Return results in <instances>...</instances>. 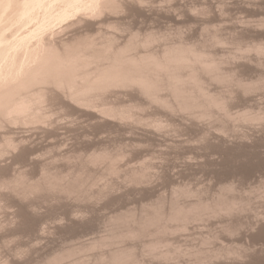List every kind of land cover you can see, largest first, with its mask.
<instances>
[{"label": "rangeland", "instance_id": "1", "mask_svg": "<svg viewBox=\"0 0 264 264\" xmlns=\"http://www.w3.org/2000/svg\"><path fill=\"white\" fill-rule=\"evenodd\" d=\"M156 1L153 3V5L154 4L156 5L158 4V5L153 6L152 5L153 0L152 2L148 0L147 2H151V3H148V5H145V7H143L142 9H138V11L137 10L132 11L130 13V16H128L129 19L127 17L128 15L127 14L126 15L127 20L124 17H123L124 19H122L123 22L124 20H126L124 24L122 23V25L125 26L127 22L128 24L127 26L134 27V29L135 28L137 29V27L139 29L140 27L142 30L151 29V28L156 30L158 28L157 31L160 29L159 31H161L164 34L170 32L168 33L169 36H167V38L170 37L169 39H173V38L176 39L178 35L177 33L180 31L183 34L182 36H184L182 38L187 37L192 41L193 40L201 41L203 40L204 36L206 37L208 36L206 34L208 33L212 34L213 32H216L218 33V35H221V37L222 36L223 38L225 37L227 42L222 43V45L218 44V46L217 43H214V45L211 44V46L212 45L213 46L210 47V49L214 51L216 53V56H218L219 58L223 57L224 58L223 60L225 61L228 60L224 63V66H226L227 68L231 67L232 69L234 64L235 71L237 70L236 71L237 73L238 71H240V73H238L239 75L242 74V77H240L241 79L243 78L242 83H244L243 81L246 80L249 82V80L251 79H253L252 82H256L257 80L264 79V51H261L262 53L259 52L256 54V51L253 49L254 50L253 52L251 47L256 43H260V45H263L262 47H264V5H263L264 1L263 0L262 2L261 0L259 1L258 0H252V1L251 0L248 1L247 0H225V1L189 0V2L188 0L187 1L178 0V2L173 0L174 3L172 2V0L170 1L168 0L169 3L171 2V5H173V7L171 8L170 6V8L167 10L164 7H166L168 2L159 0L160 2L163 1L164 3H166L165 5L163 2L160 3L159 1L158 2ZM192 3L194 5L192 7L197 8L196 11H194L195 9L191 8L190 5ZM220 3L221 5L223 4V6H221ZM252 3H254V5H252ZM184 4H186L185 7H187V5L190 6L189 9L184 8L183 10L182 8L184 7ZM260 4H262V6ZM201 5H203L204 8L201 7ZM209 5L210 7H208ZM149 6L151 7V9ZM152 6L154 8H152ZM199 6L201 7V10H199L200 9ZM205 6H207V8H205ZM161 7L163 10L161 9ZM179 7H181L180 10H178ZM155 8L158 10L157 11L158 14L155 13L156 12ZM190 8L193 10L194 13L197 14L199 21L196 19L197 17L193 15L194 13L191 12L190 14L191 11ZM170 9L172 10L170 11ZM141 10L144 13L145 11L147 13H145L144 15V13ZM147 10H149L151 13L153 11L152 13L153 19L151 17V13ZM198 10L199 12H197ZM139 11H141L140 14ZM173 11H175V13ZM176 11L177 13L181 11V13L176 14ZM162 13H165L167 15L164 16V14ZM175 14L178 15L177 16L178 18L177 17L175 18L176 16ZM146 15H149V17ZM172 15L173 17H170ZM188 15L190 17L191 16L194 17L190 18ZM160 16L161 18H159ZM179 16H181L180 20H179L180 18ZM133 17L134 19L135 18L136 19L134 20ZM185 17L187 19H185ZM199 17L201 18V21ZM193 18H195L196 20H194ZM155 19H158L159 21ZM170 34L173 35L170 36ZM232 35L234 36V39ZM243 36H244V40H242ZM179 37L181 38V36L178 35L177 38ZM165 39L162 38L161 40L163 41ZM169 39L167 41H170ZM233 40L236 42H234ZM162 41H160V43ZM237 42L239 43V45L237 44L238 46L235 44ZM239 47H242L239 52L243 50H245L243 51L244 53L247 52V54H243L242 52L243 56L238 52L240 56H242V58L241 57L237 58L239 57L238 56L239 54H236V52L237 49L239 50ZM248 47L249 48L251 47L250 49L251 51L248 49ZM225 52L227 54L228 52L230 53L235 52V53L233 57L232 54L229 53L230 54V58H229V55L224 54ZM248 54L249 57H251L252 59L247 58ZM235 55H237V57H235ZM253 58H255V60ZM245 62L248 64L246 67L242 68L241 66H244L246 64ZM240 63H242L243 65H241ZM236 67H238V69H236ZM239 75H236L238 79H239L238 77ZM252 82L250 81V83ZM214 85L216 84H213L212 88H215L217 86ZM232 86L234 87V90L236 89V87L238 88V86L234 83ZM263 86L261 87L262 89L259 88L258 91L255 89L252 92L247 91L249 93L244 92L245 94L244 93L240 94L239 92H241V90L238 89H236V93H235L236 95L233 94L234 92L232 93V96L234 95L235 98L233 97V99L229 101V103L232 101L229 104V107L231 108L229 109V111L230 114L233 116L238 112L237 115L240 114L239 115L240 117L237 118L236 115L235 119L232 117L231 121L229 117H227L228 119H225L226 115L224 116L222 115L221 119L219 118L220 121L222 120L221 122H219V120L217 121L216 120L217 118L215 119L216 122H214V118L210 119L209 117H202L204 119L200 118L201 120L198 118L199 121L196 118L197 121H195V119L193 120L192 117L189 118L190 116L187 117L188 120L187 121L186 116L184 114L180 116V113L177 114L174 113L173 115L168 113L169 115L166 114L165 117H163L164 115L162 116L161 114H159V116H162L161 118L157 115L158 113L157 114L155 113L156 111L157 112L159 111L156 105L150 104L148 105L149 107L146 106L147 108L143 107L142 109H137V113L138 111L140 113L142 112L140 115L142 117H145L142 118V120H139V122L144 121L145 119L148 118L144 122H140L141 124L144 123L143 125L145 126V123L148 121L147 122L148 125L146 124L148 128L146 126L143 127V125H138L140 124L138 120L123 121L121 124H119V121L116 119L115 121L113 119H112L113 121L107 119L108 121L110 120L111 124L113 125L112 127V125L109 122L110 124L109 127V125L108 126L104 125V123L107 122L106 118L102 117L103 118L102 121L100 120L99 111L95 110L94 112L95 116L93 115L92 117H90V115H88L89 117H87L86 115L87 113L85 114L83 112L82 114L81 112L82 114L81 115L77 112L78 109L74 111L75 108L73 107H72L73 111L72 108H70L71 111L67 110L69 113H71L69 114L68 112L65 111L69 105L68 106L65 105L66 107L64 108L66 109H63V105L62 107H60V105L57 104V107L58 108L60 107V109L55 108V110H59L60 112L59 111L57 112L59 114L53 113L54 116L56 115L55 119L53 116H51L52 118L51 117L50 118L52 120L54 119V124L55 122L60 121L58 128L54 127L57 126V123L56 125L52 124L53 121H51L50 118H49L50 120H48L45 123L47 126L44 124L40 125L37 123H34V126L31 123L29 124L30 127H36V129L29 128V126L25 125L26 123L23 124V122H21V124L25 126H22L21 124L19 125L20 122H16L18 124L15 127H14V123H12L13 126L11 125V123L8 124L7 127L9 129L6 130L11 131V133L10 131H8L11 134L9 136L10 137L12 136L11 138H13L14 140L16 139L18 143L19 140L17 139L20 138L22 140V144L20 140V143L16 144L15 147L18 150L13 147L15 150H17V152L15 151L16 153L15 152L14 154L11 153L10 151H12L11 150L12 148L11 149L9 148L10 150L7 149L6 153L3 152V154L5 153L6 155L2 157L1 154L0 157L2 158L0 159L1 161L0 170L3 172L0 173L1 174L0 175V180H1L0 206L3 208V210L6 208L5 209L6 212H3L2 208H0V264H39V262L44 264L43 262L45 261L48 264H51L52 262H53L52 264H65V263L68 264V262L69 264H71L72 261L74 260L75 262L78 261L76 258H78L79 256L81 258H84L83 260L79 258L81 259L82 264H87V263L92 264L89 261H91V259L94 260L92 258L93 255L94 258L96 257L94 260L96 262L97 260H99L97 259V257L98 256L100 257L102 253L104 256V254L107 251L106 254L108 256L109 255L108 251L110 249L111 251L112 249L114 251V249L116 248L118 249L120 246H121L120 248H122L123 246L126 247L127 245H130L131 247V244L133 245L132 246L133 249L131 250V252L135 254L137 252L139 255L136 254L138 256V257L136 256V258H139L140 256L139 259L141 260L142 258L140 262H142L143 264L145 263L147 264H264V224H262V222L264 221L263 220L264 219V87ZM233 87L230 86V88L232 89ZM128 92L126 93L124 92L125 95L128 94ZM117 93L119 98L120 97L122 98V99L120 98V100L122 101L127 100L126 102L130 100L131 96H128L129 94L125 96L123 92H121V94L119 92ZM112 94L113 92L110 93V95ZM118 96L115 94L114 97L112 96L113 98H111L110 101L113 100L114 102L115 100L116 102V100L117 99L119 100V98L116 99L115 97ZM61 109L62 112L65 111L66 113H68L67 114L69 115L67 116L68 118L64 116V114L62 115V117H64L63 118L64 120L62 119V117H58L59 115L61 116L62 114ZM80 111H82V109ZM243 111L245 112L247 111V114L249 111H250L249 114H256L254 115L256 120L254 117L250 115V117H252L251 120L249 117L248 119L246 118L245 121H242L244 120L241 119L242 117L241 113ZM73 112H75V114L77 113L76 116L72 114ZM151 112L152 113L154 112L156 116L153 115ZM150 114L156 117V118L154 117V119L150 121L156 120L158 118H160V120H163L165 118L168 121V123L164 121L165 120L164 119L163 122L165 123V125L162 124L163 127H160V125H158L160 128H158V126H155L158 129L153 127L154 130H152L151 129L152 124H154V122L153 123L150 122L149 124ZM258 114L260 116L262 115L263 117L257 116ZM175 115L178 118L181 117V119L179 118L180 120H176L177 117ZM81 116H84L82 117L83 121L82 119L80 120ZM153 116H151V118ZM256 116L259 117V119ZM85 117L87 118L85 119ZM97 117L99 118V121L98 120L96 121ZM168 117L170 118L168 119ZM222 117H225L224 120ZM172 118L174 122H171L173 121ZM74 119L75 121H72ZM104 119L105 122L103 121ZM189 119L191 120L189 121ZM225 120L228 126L227 125L225 126L226 124V122L224 124ZM86 121L87 122L90 121V122L87 123ZM92 122L96 126L91 125ZM178 122H182V123H178ZM47 123L48 124L51 123L52 125L50 124L49 126ZM175 123L178 125H176ZM35 124H37L38 126ZM174 125L177 126L176 129ZM11 126L12 128H10ZM26 126L28 128H26ZM45 126L47 128H45ZM128 126L129 127L133 126L132 127L133 129L129 128ZM164 126H166V128L167 127H169L170 129L172 128L173 130L175 129V131L173 130L170 131L169 128L166 129ZM16 127H18V130ZM37 127L39 128L42 127V129L40 128V130H37L38 129ZM218 127L220 128L219 129L220 131L217 130ZM13 128L15 131L13 130ZM105 128H107V131ZM198 128H200L201 132L199 131ZM48 129L50 130L48 131ZM104 129L105 131L103 132L102 130ZM223 129L225 130V132L222 131ZM4 130L5 128L3 130H0V132L3 135L4 133H6V131ZM41 130L43 132H41ZM51 130L53 132L52 134H50ZM204 130H205V134H203ZM7 133L6 135L8 136ZM2 134H0V136ZM53 134L55 136H53ZM202 135L204 136L205 139L203 138ZM14 136H17L18 138ZM28 142L30 145H28ZM101 143L102 144L104 143L103 146L104 145L105 147L108 146L112 150L117 151L118 148L120 149V151L118 150L119 152H116L117 154L118 153L120 154L119 155L120 158H118V161H120V163H117L118 161H116L115 165L118 164V166H116V168H113V170L118 169L117 172L115 170L114 173V171L110 170V172H112L110 173L108 170L104 169V167L106 166H108L107 168L109 169V165L106 164V162L109 160L107 158H105L107 161L105 159H103V161L101 160L100 162L99 160H95V163H93V165L91 162H89V161L94 162V160L91 159L93 158L92 155H89L90 152L92 153L96 149H98ZM80 144L82 147L80 146ZM19 145L21 148L18 147ZM25 145H27L31 150L29 149L27 150V146ZM84 146L87 147L88 149H86ZM94 146L97 148L95 149ZM76 147L79 148L78 151ZM83 147L86 150H84ZM25 148L27 151L26 152L22 151L21 153V150H25ZM72 148H74L77 153ZM109 148L107 149L104 148V149L108 150ZM89 149H91V151ZM110 149L109 151H111ZM79 150L81 151L80 153ZM87 150H89L90 152H88ZM113 153H115V151ZM80 154L83 156L84 154L85 156L87 155L86 156L87 158L84 159L85 156L83 157ZM15 155L16 156L18 155L19 157H16ZM22 155L23 156L26 155V156L21 157ZM27 155H29L28 156L29 158L27 157ZM76 155H78L79 157L77 158ZM88 156L89 157L91 156V158H89ZM14 157L16 158L14 159ZM26 158H28V160ZM78 159H80L79 161L82 162L84 161L85 163L81 162L82 163L81 164L78 161ZM43 161L48 162V164L44 163ZM41 162L44 164H42ZM79 163L82 166H84L83 164L86 165L84 166L85 167L84 169L83 167H81V169L83 170L79 169L80 168ZM103 163L106 165H104ZM76 164H78L79 166L77 167ZM144 164L147 167H145ZM2 165L3 167H1ZM42 165L43 166L47 165V167H49L48 169H50V172H48L49 170L45 171L46 167H43ZM149 167L151 168L149 169ZM77 169H79L81 173H78L79 170ZM136 169L139 171H137ZM143 169L145 171H143ZM72 171L74 173L77 171V173L75 175L73 173L72 175ZM140 171L147 173L146 176L147 177L150 176V177L149 178L145 177L144 181H142L143 179L140 180V178H143L145 176L144 173V176L142 177L143 173H141ZM21 172L26 174L28 182L30 180H35L33 181L34 184H36L38 181L41 182V183H37L36 185L37 187L32 184L33 186L31 188H35L38 190L35 189L32 190L29 187L27 189L29 191L28 192L26 190V187H23L24 191L23 190L21 191L17 190L18 192L14 191L16 190L15 189L16 187L18 188V186L19 187L21 186V188L18 189H22L23 182L26 181L24 180V178H23L24 181L22 180L23 182L20 181L22 178L20 180L18 179L19 176H23V177L25 176L22 173V175H19L17 177L18 179L17 181H19L20 183L18 182L13 183L14 182L13 179L14 180L16 179L17 176L16 174L18 173L21 174ZM46 172L47 174L49 173L48 174L49 176L51 172H53L54 176L56 173H58L57 175H59L58 179L60 180V182L63 181L62 184L63 183L66 184V191L68 190L67 187L69 185L68 181L74 180L69 182L72 183L73 185V183L77 181L75 180V178L78 176V174H81L78 177L81 176L80 178H82V180L81 182L77 181V184L74 183L76 184L75 187H73L74 185L73 186L71 184L69 185V188L72 187L74 189L73 192H71V190L70 192H66V191H62L63 189H65L64 186H62L61 184H60L61 186H57L59 185V180L57 179L58 176L56 175L57 177L56 176L53 177V175H51L52 177L48 178L47 174H45ZM132 172L134 174L136 173L135 177L137 178L133 176ZM148 172L150 174H148ZM66 173L67 174L69 173L68 175L70 176L69 177L70 179H67L68 177L64 176V174L67 175ZM138 173H141V176H139L140 174ZM2 174L3 175L6 174V175L2 177ZM42 174L45 175L42 176ZM60 174L64 176V178L66 179L60 176ZM127 174L128 176L131 175L132 177H134L135 181L137 180L138 182L137 183L134 182V179L131 176L130 179L132 180L128 179ZM13 175L15 176V178H12L14 177ZM40 176H42L43 179L46 177L47 182L49 183L51 182L53 185L51 186V184L45 182L42 178L41 181ZM28 177L30 180L28 179ZM60 177L62 178L60 179ZM138 177L140 178L138 179ZM9 179L10 180L12 179L13 182H11ZM48 179L51 180L48 181ZM5 181H6V185H5ZM9 181L13 185L12 184L9 185L10 184ZM27 181L26 184L24 182L26 186L28 183ZM43 181L45 182L43 183L44 185L42 184ZM228 182L232 184L231 189L233 191L230 190L231 192L229 191V189L227 190L226 188L227 186L229 187L230 185ZM14 184L15 186L17 184H22V185H18L14 187ZM39 184L40 185L42 184V186L39 187L40 186ZM45 184L46 185L48 184V186H45ZM7 185H9L10 188L11 187L14 188V190L13 189L10 190V188H8L9 190L5 189L8 187ZM224 185L226 187L223 188ZM178 186H181L179 187L180 190H185V188H187L188 186L189 187L188 192H190L189 190H192L193 194L195 193V196L192 195V193L190 192L191 196L189 195L187 197L189 193L188 194L185 193L186 195H184L181 191L180 192L182 194L180 195ZM182 186H186V187L182 189L183 188ZM62 187L64 188L61 190ZM175 187L178 188V190ZM29 189H31L32 191ZM223 189L229 193H224ZM34 190L36 192H34ZM172 190L175 193H172L171 192ZM170 192L172 193L171 196L174 197L173 201L171 200L172 197H169ZM217 194L219 197L217 196ZM233 195L234 198L235 196L237 197L236 201L239 200L241 201L235 204L237 208L234 209L233 207L235 206L227 207L225 205L224 207H226L227 209L226 208L224 209V207L219 206L220 201H218V199L221 200L220 203L223 205L226 196L227 199L231 201V199H233L232 198ZM175 197H179V198H175ZM238 198L239 200H237ZM201 199L204 202L202 203L204 209L207 204V206L209 205L212 211L210 210L209 212L208 211L209 209L208 210L205 209L204 211V209L202 208H198V210H196L197 208H194V207H198L197 206L198 204H200L199 207H202ZM210 199L211 200L214 199L212 201H214L215 204L212 203ZM227 199H226L227 202L225 203L229 202ZM175 200L177 203L175 202ZM198 201L200 203H198ZM6 203L7 206L5 205ZM195 203H197V205H194ZM181 205H183L184 207H182ZM193 205L194 207H191ZM153 206L155 208H153ZM167 207L168 209H166ZM171 207L173 208L174 212L171 211L172 210ZM175 207L178 208L174 209ZM190 207L194 208L193 211H197V213L196 212L193 213V211L190 210L191 209ZM213 207L214 208L216 207L217 210L220 211L217 212L215 210L216 208L213 210ZM158 208L162 213L156 215L157 212H159ZM179 208L181 209V211L185 210L182 212L183 213L182 215L180 214L181 212ZM221 208H223L224 210ZM154 209H156L155 210L156 214ZM169 209L173 213H171ZM164 210L168 213H164L165 212ZM200 210H203L204 212L202 213V211ZM206 210L208 212H206ZM177 211L178 213L180 212L179 213L180 215L178 213H177L178 215L175 213ZM189 211L190 212L192 211L191 212L192 214H188L190 213ZM199 211L200 213L198 214ZM148 212H150L149 217L151 216L153 218L151 217L149 218L147 216L148 214L146 213ZM184 212L187 214H184ZM211 212H216V213H211ZM154 214L156 215V217ZM160 215L161 217L164 216L165 218L167 217L168 219L166 218L165 220L164 217H163L164 219H162L161 217L160 219L159 218ZM173 215L174 217L175 215H177L176 216L177 218L175 217L174 219ZM186 215H187L186 217L187 220L185 218ZM195 215L198 216L195 217ZM168 216L171 217V219ZM188 216L191 218L188 219L189 218ZM181 217L185 219L183 220ZM174 229L175 232L177 231V233L171 231ZM165 230L167 231L169 230V233L168 234L166 233L167 234L166 236L168 237L165 236L164 233ZM127 231L129 234L127 233ZM129 231L130 232L135 231V232H133L134 234L132 233L130 235ZM159 231L160 232L163 231L161 233L164 234L165 236L164 238L165 241L163 240L164 242L167 241L166 238H168L169 242L174 240L173 241L174 244L173 242H171L170 243L171 247L170 245L168 247L170 249L172 248L175 251L170 250L167 246L165 247L164 246L165 243H163V245L162 244L159 245L155 250L154 249L150 250L149 247L146 245L147 248L149 249L148 251L150 252L154 250L155 252L160 254L159 251H163V249H161V246L162 248L164 247L167 250L169 249L170 252H172L170 254V252L164 249V251L168 253L164 252L166 255L160 254L162 255V257L159 256V254L158 255L156 253L150 254L149 252H147L146 255L147 248L144 251L143 247H145V245L143 246V244L149 242L148 240H153V238L156 235H157V241L162 242L160 237L163 236L161 233H160L161 235L158 233ZM170 231L172 233L174 232V234L170 233ZM112 233L117 234L116 235L117 237L113 236L114 234L112 235ZM121 233L123 235L125 234V236H122ZM110 234L113 236L114 240L109 238ZM119 234H121L122 238ZM158 234L160 235V237H158ZM150 235L151 236L155 235V236L151 237ZM118 236L120 238H118ZM169 238H172V240H170ZM104 239L108 245L107 244L105 245V243L103 242ZM106 239L108 240V242L106 241ZM155 240L156 239H154V241ZM100 242L102 245H104V247L100 246L101 245ZM91 243L92 245H90ZM94 243H96L97 246L99 245L98 246L99 248ZM166 243H168V241ZM93 245H95L96 247L94 246L95 248H93ZM77 247H79L81 255L82 252L84 253L82 256L79 255L80 253L78 252H73V250L79 251ZM88 247H91L92 249ZM177 247H179V249ZM69 249H72V252L74 253L72 254L74 256L76 254H78L79 256L78 257L75 256L76 258H74V256H72L71 252L69 251L70 252L69 254L71 255L69 254L68 255L69 257L70 256L73 257V260L70 259L71 257L70 258L67 257L66 253L67 250ZM138 249L142 251V254H140L141 251ZM195 250L196 251L198 250L196 254H195ZM99 251L102 253H100ZM177 251H179V253H177ZM88 252L91 253L89 254ZM96 253H98V255ZM148 253L152 256H154L155 254L156 256L161 257L162 259L161 258L159 259L156 256L152 257ZM199 253L202 255L199 256L198 255ZM205 254L206 256H204ZM53 255L54 257L57 256L59 257L62 255L63 258L60 257L58 260L56 259L54 261L55 258L53 257ZM142 255L143 257H141ZM164 256L166 257V259L167 258L168 259L165 260ZM48 257L51 258L48 259ZM209 257H211V259H209ZM100 258L101 259L103 258L102 255ZM200 258L202 259V261L199 260ZM46 259L49 261H47ZM207 259L209 260L207 261ZM102 260H106L105 262H109V260L107 261L106 257L103 258ZM46 262L45 264H47ZM97 262L95 264H97ZM79 263L80 262H77L76 264Z\"/></svg>", "mask_w": 264, "mask_h": 264}, {"label": "bare ground", "instance_id": "2", "mask_svg": "<svg viewBox=\"0 0 264 264\" xmlns=\"http://www.w3.org/2000/svg\"><path fill=\"white\" fill-rule=\"evenodd\" d=\"M147 1L148 0H0V130H3L5 128L4 131H6V133H7L8 131H10V130H8V131L6 130V129H9L7 127L8 124L11 123V125H12V123H14V127H15L18 124L16 122H20L19 125L21 124V122H23V124L26 123L25 125H28L29 128H32V129H34V128L36 129V127H30V125H29L30 123L33 126H34V123H37L40 125H42V124L46 125L45 123L52 118L51 116H53L55 119L56 115L54 116V114L59 111V110H55V108L56 109L58 108L57 104H59L60 107H62V105H63V109H66V108H64V107H66L65 105H67V106L69 105L70 107L69 106L67 107V109L65 110L66 112L71 111L70 108L73 107V108H75L74 111H76V109H78L77 112L79 114H81V112H82V114H83V112L85 114L87 113L86 114L87 117H89L88 115H90V117H92L93 115L95 116V113H94L95 110L99 111L100 112L99 113L100 114V120L102 121L103 118H106L107 122H105V119L103 120L105 122L104 125L105 126L109 125V127L111 124L110 120L115 121V119L119 121V124H121L123 121H130V120H134V121L138 120V122H139V120H142V118H145V117H142L140 115L142 112L140 113L138 111V113H139L138 114L137 109H142L143 107H146V106L149 107L148 105H150V104L151 105L155 104L156 107L159 109V111L158 112L156 111L155 113L156 114L158 113L157 114L158 116H159V114H161L162 116L164 115L163 117H165L166 114H168V113L172 114V115L174 113H176V114L180 113V116L182 114H184L186 116V120H187V117L190 116L189 118L192 117L193 120L195 119V121H197L198 118L200 119L202 117H209L210 119L214 118V122H216V120L217 121L219 120V122H221L222 120L220 121V119H221L222 115L223 116L226 115V118L222 117L223 120H224V118L228 119L227 117L230 118V121H231L232 117L235 119V116L237 115L238 112L234 116L230 114L229 109H231V108L229 107V104L232 101L230 103H229V101L233 99L234 95H236L235 94L236 89L241 90V92H239L240 94L247 92V91L252 92L255 89L258 91L259 88H261L264 85V79L263 80L262 79H260V80L256 79L257 80L256 82H252L253 79H251V80H249V82L246 80L248 83L246 81H243L244 83H242L243 78L242 79L240 78V77H242V74L239 75L238 73H240V71H238V73L236 72L237 70L235 71V68H234L235 65L234 64H233L234 69L233 68L231 69V67L227 68L226 66H224V63L228 60H226V61L223 60L224 59L223 57L219 58L218 56H216V53L210 49V47H212L214 45V43H217V46H218V44L222 45V43L227 42L225 37L224 38H223V36L221 37V35H218V33H216V32H213L212 34H210V33L206 34L208 36L207 37L204 36L203 40H201V41H196V40L192 41L187 37L182 38L184 36H182L183 34L180 31L177 34L179 36H181V38L180 37L177 38L178 37V35H177L176 39H174V38L169 39L170 37L167 38V36H169L168 33H170V32H167L166 34H164L161 31H159L160 30L159 29L158 31L161 32V33H159L157 31L158 28L156 30L152 29V28L151 29H145L144 28L145 30H142L140 27H139V29H138V27H137V29L136 28L134 29V27L127 26L128 25L127 22L125 24V26H127V27L122 25V23L124 24V22L127 20L126 19L127 14H128L127 15V17H128V16H130V13L132 11H135V10L138 11V9H142L143 7H145V5H148V3L152 2V0H149L151 2H147ZM155 1L156 0H153L152 5ZM158 1L159 0H157L156 2H158ZM163 1L168 2L167 5ZM163 1H161V2H163L166 5V7H164L166 10L169 9L170 6H171V8L173 7V5H171V2L169 3L170 0L169 1L163 0ZM175 1L178 2V0H175ZM195 1H194V3H195ZM223 1H225V0H223ZM223 1H222V3H223ZM172 2H173V0H172ZM188 2H189V0H188ZM261 2H262V0H261ZM143 3H144V5H143ZM160 3H159V5H160ZM168 4H169V7H168ZM149 5H151V4H149ZM154 5L157 6L158 4L157 5L154 4ZM185 5L186 4H184V7L182 6L183 10H184V8L189 9L190 6L192 9H195L194 11H196V9H197L196 7H192V6H194L193 3L191 5L189 4L190 6L187 5V7H185ZM203 5H201V7L204 8ZM220 5H221V3H220ZM252 5H254V3H252ZM260 5L262 6V4H260ZM153 6H152V8H154ZM221 6H223V4ZM162 7H161V9H162ZM201 7L199 10H201ZM208 7H210V5ZM158 8H160V7H158ZM180 8L181 7H179L178 10H180ZM191 8H190V10H191L190 14H191V12L194 13ZM205 8H207V6H205ZM150 9H151V7H150ZM149 10H147V11H149ZM171 10L172 9H170V11ZM199 10L197 12H199ZM141 11H139V14ZM157 11L158 10L156 9L155 13L158 14ZM173 12L175 13V11H173ZM145 13H147V12L145 11ZM145 13H144V15H145ZM152 13H153V11H152ZM152 13H151V17L153 16ZM165 13H167V12H165ZM165 13H162V14H164V16H165V15H167ZM168 13H169V10H168ZM180 13H181V11L179 13H177V11H176V14H180ZM188 13H189V10H188ZM195 14L196 13H194L193 15L195 17H197V14L196 15ZM146 16L149 17V15H146ZM177 16L178 15H176L175 18ZM188 16H186V17H188ZM194 16H191V17H194ZM123 17L126 19V20H124V22L122 21V19H124ZM170 17H173V15ZM179 17H180L179 18V20H180L181 16H179ZM186 17H185V19H187ZM159 18H161V16ZM128 19H129V17H128ZM133 19H134V17H133ZM138 19H140V18H138ZM152 19H153V17H152ZM193 19L194 20L197 19L199 21L198 17L196 19L195 18H193ZM131 20H132V18H131ZM145 20H143V21H145ZM155 20H158V19H155ZM200 21H201V18H200ZM190 23H192V22H190ZM66 34H68V35H66ZM172 35L173 34H170V36H172ZM165 37H166V39H165ZM239 37H240V35H239ZM162 38H164L165 40L162 41L161 40ZM242 38L241 39L244 40V36ZM168 39L170 41H167ZM233 39H234V36H233ZM160 41H162L161 42L162 44L160 43ZM234 42H236V41H234ZM211 44H213V45L211 46ZM235 44L239 45L238 42ZM262 46L263 45H260V43H256L253 46H251L252 51L254 52V50H255L256 54L261 52V51H264V47H262ZM251 47L250 48L248 47V49L250 50ZM236 48H238V47H236ZM241 48L242 47H239V50L237 49L236 54L240 53L242 56H243V54H247V52L246 53L243 52V51H245L243 49H242L243 51L239 52L241 50ZM242 52H243V54H242ZM229 53L230 52H228V54H227L225 52L224 54L229 55V58H230V54H232V57H233L235 52L230 53V54ZM240 54L238 55L239 57H237V55H235V57H237V58L241 57L242 58V56H240ZM227 57H225V58H227ZM247 58H251V57H249V54H248ZM253 59L255 60V58H253ZM258 60H260V59H258ZM240 64L243 65L242 63H240ZM247 64L248 63H246L244 66H241V67L242 68L246 67ZM236 69H238V67H236ZM236 75H239L238 76L239 79L236 77ZM250 81L252 83H250ZM233 83L238 86V88L236 87L235 90H234V87L232 86ZM213 84H216L218 87L216 85H214L216 87L212 88ZM230 86L233 87V89L230 88ZM112 92L114 95L116 94L117 96H118L117 92H119L120 94H121V92H123V93L128 92L129 95L128 94H126V95L131 96L130 100L128 102H126L127 100L122 101V100H120L121 97L119 98V96H118V97H115L116 99L119 98V100L117 99L118 102H117V100H116V102H115V100H114V102H113V100L110 101L111 98L114 97L113 94L110 95V93H112ZM249 92H247V93H249ZM125 93H124V95H125ZM232 93L234 94L233 96H232ZM60 107L58 109H60ZM73 108H72V111H73ZM80 108L82 109V111H80L81 110ZM54 111H56V112H54ZM61 112H62V109H61ZM64 112H62L61 116L59 115L58 117H62L63 114L66 117L69 116V115H67L69 112L68 113H66V112L64 113ZM243 112L241 113V115H242L241 119H244L242 121H245L246 118L248 119L250 117V115L252 117H254V115H256V114H249L250 111L248 112V114H247V111L246 112L243 111ZM155 113L153 112L152 114L156 116ZM57 114H59V113H57ZM69 114H71V113H69ZM72 114L74 116H76L77 113L75 114V112H73ZM152 114H150V118H149V124H150V122H152V123L154 122V124H152L151 129L154 130V128H157L155 126H158V125H160V127H163V125H165V123L163 122V120L165 118L163 120H160V118H158V116H157L158 119L150 121V120L154 119V117H155ZM101 115H104V116H101ZM239 115H237L236 117L239 118L240 117ZM139 116H141V117H139ZM151 116H153V117L151 118ZM162 116H159V117L162 118ZM178 116H179V114H178ZM257 116H260V115L258 114ZM82 117H84V116H81V118L79 117L80 120L82 119ZM87 117H85V119ZM147 117H149V116H147ZM252 117H250V120ZM260 117H263V116L261 115ZM63 118L64 117H62V119ZM73 118H75V117H73ZM97 118H96V121L97 120L99 121V118L98 119ZM169 118L170 117H168V119ZM177 118H176V120L181 119V117H179L180 119L179 118L177 119ZM257 118L259 119V117H257ZM54 119L53 120L51 119V121H53L52 124H54ZM107 119H110V120L108 121ZM147 119H145V120H147ZM182 119H183V117H182ZM199 119H198V121H199ZM202 119H204V118H202ZM205 119H207V118H205ZM172 120H173V118H172ZM190 120L191 119H189V121ZM236 120H239V119H236ZM255 120H256V118H255ZM72 121H75V119ZM82 121H83V119H82ZM118 121H116V122H118ZM144 121H140V122H144ZM164 121H166L168 123V121L166 119ZM59 122L58 121L55 122L54 125H56V123H57V126H54V125L53 126L58 128ZM88 122H90V121H88ZM109 122H110V124H109ZM147 122L145 123L146 127L148 125ZM171 122H174V120ZM212 122H209V123H212ZM225 122H226V120L224 121V124H225ZM178 123H182V122H178ZM185 123H186V121H185ZM23 124H21V125L25 126ZM37 124H35V125H37ZM50 124H48V125L50 126ZM143 124L140 123L138 125H143ZM169 124H172V123H169ZM44 125H43V127H44ZM91 125H95V124H93V122H92ZM131 125H133V124H131ZM176 125H178V124H176ZM221 125H223V124H221ZM226 125L228 126L227 122H226L225 126ZM12 126L10 128H12ZM46 126H45V128H47ZM145 126L143 125V127H145ZM186 126H187V124H186ZM217 126H218V124H217ZM112 127H113V125H112ZM132 127H129V128H132ZM160 127L158 126V128H160ZM164 127L166 128V126H164ZM176 127L177 126H175V129H176ZM215 127H216V125H215ZM219 127L217 129L218 131H220L219 129L221 128V127L220 128ZM16 128L18 130V127H16ZM26 128H28V127L26 126ZM37 128H38L37 130H40V128L42 129V127H40V128L37 127ZM167 128H169V127H167ZM180 128H181V126H180ZM211 128H213V127H211ZM52 129H53V127H52ZM94 129H95V127H94ZM105 129L107 131V128H105ZM105 129L102 131L104 132ZM162 129H164V128H162ZM166 129H164V130H166ZM175 129L173 130L171 128L170 131H172V130L175 131ZM198 129L200 131V128H198ZM204 129H206V128H204ZM13 130H14V128H13ZM45 130H47V129H45ZM49 130L50 129H48V131ZM201 130H202V128H201ZM160 131H161V129H160ZM222 131L225 132L224 129ZM41 132H43V131L41 130ZM150 132H151V130H150ZM6 133H4V135H3L0 132V134H2L0 136V157H1V154H2V157L4 155H6L5 153H6L7 149H9V148L10 149L12 148L11 149L12 151H10L11 153L14 154L15 151L17 152L18 149L15 147H16V144H19L20 140H21L20 138L17 139V140H19V143H18V141H16V139L14 140L13 138H11L12 136L11 137L9 136V135H11L10 134L11 131H10V133L9 132L7 133L8 136L6 135ZM12 133H14V132H12ZM52 133L53 132L51 130L50 134H52ZM153 133H154V131H153ZM54 134H53V136H55ZM203 134H205V130H204ZM12 135H14V134H12ZM14 137H17V136H14ZM203 138H204V136H203ZM23 139H25V138H23ZM21 144H22V140H21ZM101 144L99 145L98 149H96L97 147L94 146L97 151L95 150L94 152L91 153L90 152L91 149H89L90 151L87 150L88 152H90L89 155H92L93 158H91V156L90 157L88 156V157L91 158L92 160H94V162L89 161L90 159L88 161L91 162L93 165V163H95V160H99V162H100L101 160L103 161V159L107 158L109 160L107 161L105 159L107 162L106 161H104V162H106V164L109 165V169L107 168L108 166L104 167V169L108 170L109 172H110V170L114 171V173H115V170L117 172L118 169L113 170V168H116V166H118V164L115 165V162L118 161V158H120L119 157L120 154L119 153L117 154L116 152H119L120 149L118 148L119 151L118 150L117 151L112 150L108 146L107 147H105V145L103 146L104 143L102 144V146H103V148H102ZM20 145L18 147H20ZM28 145H30L29 142H28ZM25 146H27V145H25ZM25 146H23V147H25ZM80 146H81V144H80ZM113 146H115V145H113ZM13 147L17 150H15ZM57 148H58V146H57ZM74 148H72V149H74ZM85 148L88 149L87 147H85ZM85 148H84V150H86ZM104 148H106V149L109 148L111 151H109V149L106 150ZM28 149H29V147L27 146V150ZM78 149L79 148H77V151H78ZM99 149H102V150H99ZM27 150L25 148V150H21V153H22V151L26 152ZM29 150H31V149H29ZM68 150H71V149H68ZM112 151L113 152L115 151V153H113ZM3 152H5V153L3 154ZM28 152H30V151H28ZM75 152H76V150H75ZM80 152L81 151L79 150V153ZM63 153H65V152H63ZM82 153H83V151H82ZM27 154H29V153H27ZM19 155H21V154H19ZM25 156L22 155L21 157H25ZM28 156L29 155H27V157ZM76 156H77V158L79 157L78 155H76ZM81 156H83V155H81ZM81 156H80V159H81ZM84 156H85V154H84ZM86 156L84 157V159L87 158ZM123 156H125V155H123ZM16 157H19V156L17 155ZM16 157H14V159ZM28 158H26V159L28 160ZM0 159H2V158H0ZM23 159H25V158H23ZM80 159H78V161ZM88 161H87V163H88ZM79 162L81 163L82 161H79ZM99 162H97V163H99ZM44 163L48 164V162H46V161ZM44 163H42V164H44ZM80 163H79V165H80ZM91 163H89V164H91ZM108 163H110V164H108ZM117 163H120V161H118ZM89 164H87V165H89ZM106 164H104V165H106ZM76 165H77V167L79 166L78 164H76ZM83 165L86 166L85 164H83ZM100 165H101V163H100ZM84 166L80 165L79 169L83 170L85 168ZM1 167H3V165ZM43 167H46V170L44 169L45 171L49 170L48 172H50V169H48L49 167H47V165L43 166ZM43 167H42V169H43ZM81 167H83V169H81ZM140 167H141V165H140ZM145 167H147V166L145 165ZM150 168L151 167H149V169ZM79 169H77V170H79ZM80 170L78 171V173H81ZM141 170H142V168H141ZM145 170H146V168H145ZM145 170L143 169V171H145ZM73 171H72V175L74 173ZM137 171H139V170H137ZM143 171H140L141 173H143L142 177L144 176V173H145ZM0 173H3V172L1 171ZM19 173L16 174L17 175L16 179L15 180L13 179L14 182L12 181V179L11 180L9 179V180L13 183H16V182L20 183L17 180L18 179L20 180L21 178H22L20 180L21 182H23L24 180L27 181L26 174L23 172H21V174H19ZM22 173L25 175L24 177L19 176V175H22ZM41 173H42V171H41ZM43 173H44V171H43ZM76 173H77V171L74 173V175ZM110 173H112V172H110ZM141 173H138V174H140L139 176H141ZM45 174H47V172ZM48 174H47L48 178L52 177L51 175H53V172L50 173V176ZM57 174L58 173H56L55 176ZM128 174H127V176H128ZM132 174L134 177L136 176L135 175L136 173L134 174L132 172ZM146 174L147 173H145V176L143 178L138 177V179L140 178V180L143 179L142 181H144V178L147 177ZM148 174H150V173L148 172ZM4 175H6V174H4ZM4 175L2 174V177H4ZM44 175L42 174V176H44ZM67 175L64 174L65 177H68L67 179H70L69 178L70 176L69 175L67 176ZM79 175H81V174H78V176ZM18 176H19V178L17 179ZM42 176H40L41 181L43 179ZM55 176L53 175V177H55ZM57 176L56 177L58 179L59 175H57ZM60 176H62V175L60 174ZM64 176H62V177L64 178ZM76 176H74V177H76ZM78 176L75 178V180L81 182L82 178H80L81 176L80 177H78ZM130 176L131 175L128 176V179H130L132 177V176L131 177ZM62 177H60V179ZM71 177H73V176H71ZM134 177H132V178L134 179ZM149 177L150 176H148L147 178H149ZM12 178H15V176ZM23 178H24V180H23ZM77 178H80V179H77ZM135 178H137V177H135ZM28 179H29V177H28ZM51 179H48V181ZM64 179H66V178H64ZM64 179H62V180H64ZM43 180L45 182H47L46 177ZM130 180H132V179H130ZM10 181H9V183H10L9 185L12 184ZM26 181H24L25 184H26ZM31 181L33 182L35 180H30L29 181L30 183L27 181L28 182L27 186L24 184V182H23L24 186L22 184L16 185V186L22 185V189H18V188H21V186L20 187L18 186V188H17L15 186V184H14V187H16L15 188L16 190H14V188H12V187L10 188L9 185H7L8 187L5 189L10 188V190L13 189L14 191H17V190L21 191V190H23V187H26V190H27L29 187L31 188L33 185L36 186L37 183H41L38 180H37L38 182L36 181L37 182L36 184H34V182L32 183ZM44 181L42 182V184L45 183ZM52 181H54V180H52ZM71 181H74V180H71ZM71 181H68L69 185L70 184L72 185V183H69ZM77 181L74 183L77 184ZM0 182H1V180H0ZM62 182H60V180H59V185H57V186H61V185L64 186L65 189H63L64 187H62L61 190L63 189L62 191H66V184L63 183V184H65V185H63ZM66 182H67V180H66ZM134 182L137 183L138 181L137 180L135 181V179H134ZM47 183H49V182H47ZM74 183H73L74 186L72 185L73 187H75V185H76ZM42 184L41 185L39 184L40 186L39 185L38 186L41 187ZM49 184H51V186L53 185L51 182ZM5 185H6V181H5ZM69 185L67 186L69 191L67 190L66 192H70V190H71V192H73L74 189L72 187L69 188ZM45 186H48V184L47 185L45 184ZM54 186H56V185H54ZM179 187H181V186H178V188ZM182 187H183L182 189H184L186 186H182ZM224 187H226V186L224 185L223 188ZM231 187H232V184H230L229 187L227 186L226 188H227V190L229 189V191L230 190L233 191L231 189ZM178 188H176V189L178 190ZM188 188H189L188 186H187V188H185V190H180V188H179L180 195L182 193L184 195L189 193L187 195V197H188L190 195V192H191L192 195L195 196V193L193 194L192 190H189L190 192H188ZM221 188H222V186H221ZM31 189L33 190L35 188H31ZM31 189H29V190H31ZM233 189H234V186H233ZM35 190H38V189H35ZM35 190H34V192H36ZM34 192H32V193H34ZM171 192L175 193V192H173V190ZM171 192H170L169 197H172L171 200L173 201L174 197L171 196V194H172ZM224 193H229V192H226V190H224ZM228 195H230V194H228ZM217 196H218V194H217ZM217 196H215V197H217ZM175 198H179V197H175ZM212 198H214V197H212ZM232 198L233 199L230 198L231 201H229L227 199V196H226V199L229 201L228 202L229 204L225 203V202H227L225 199V202L223 203V205L220 203L221 200H219L217 198L218 201H220L219 206L224 207L226 205L227 207L228 206L229 207L235 206V207H233L234 209L237 208L235 204H237L240 200L238 198L237 200H239V201H236L237 197L235 196V198H234V195L232 196ZM176 200H175V202H176ZM212 200H214V199H212ZM212 200L210 199V201L212 203H214V201H212ZM205 201H207V200H205ZM188 203H190V202H188ZM198 203H200V202L198 201ZM202 203H204L203 200L201 201L202 207H199L200 204L197 205V203H195L194 205H197L198 207H194V205L191 207L197 208L196 210H198V208L204 209ZM5 205L7 206V203ZM183 205H181V206L184 207ZM169 206H170V204H169ZM174 206H172V207H174ZM206 206H207V204H206ZM206 206H205V209H207V210L209 209L208 210L209 212H210V210L212 211V209H210L209 205L207 207ZM241 206H243V205H241ZM168 207L166 209H168ZM0 208H2V207L0 206ZM7 208H9V207H7ZM153 208H155V207L153 206ZM176 208H178V207H175L174 209H176ZM180 208H179V210L181 213L180 212L179 213L182 215L183 214L182 212L185 210L181 211ZM194 208H191L190 210L193 211ZM215 208L213 207V210ZM225 208L226 207H224V209ZM233 208H231V209H233ZM5 209L3 210V208H2L3 212H6ZM158 209H157V211H158ZM205 209H204V211H205ZM221 209H223V208H221ZM155 210L156 209H154V211ZM207 210H206V212H208ZM215 210L217 212L220 211V210L218 211L217 208ZM169 211H170V209H169ZM171 211L174 212L173 208ZM178 211L175 213L177 214ZM200 211H202V213L204 212L203 210H200ZM200 211L198 212V214L200 213ZM227 211H229V210H227ZM173 212H171V213H173ZM191 212L188 214H192ZM195 212L197 213V211H193V213H195ZM149 213L150 212L146 213V214H148L147 215L148 217H149ZM161 213L162 212H160V209H159V212H157V214L155 211L156 215H159ZM164 213H168V212L165 211ZM211 213H216V212H211ZM146 214H145V216H146ZM184 214H187V213L184 212ZM154 215H152V216H154ZM156 215H155V217H156ZM177 215H175V217ZM169 216H171V215H169ZM197 216L195 215V217H197ZM200 216H202V215H200ZM160 217H161V215L159 216V218ZM163 217H161V218L164 219L165 217L164 218ZM173 217H174V215H173ZM175 217H174V219H175ZM178 217H180V216H178ZM186 217H187V215L185 216V218ZM151 218H153V217H151ZM157 218H158V216H157ZM166 218H165V220H166ZM169 218L171 219V217H169ZM181 218L183 219V217H181ZM190 218L191 217H189L188 219H190ZM170 219H169V221H170ZM142 220H143V218H142ZM142 220H140V221H142ZM186 220H187V218H186ZM263 222H262V224H264ZM144 223H145V220H144ZM165 228H168V227H165ZM163 231H161V232H163ZM171 231L175 232V229L171 230ZM171 231H170V233H172ZM133 232H135V231H133ZM133 232L131 231L130 235ZM161 232L159 231L158 233L160 234ZM174 232L172 234H174ZM127 233H128V231H127ZM164 233L166 236L169 233V230L168 231L165 230ZM175 233H177V231ZM113 234L114 233H112V235ZM121 234H119V235L121 236ZM148 234H150V233H148ZM159 234H158V237H160V235L162 233L160 235ZM112 235L110 234L109 238L113 239V236H116L117 234H114L113 236ZM155 235H152V236L150 235V236L153 237ZM110 236H112V237H110ZM122 236H125V234L124 235L122 234ZM122 236H121V238H122ZM162 236L163 237H160L162 242L157 241V235H156L153 238V240H148L149 242L144 243L143 246L145 245V247L142 246L144 248V251L146 250L147 246L149 247L150 250H152V249L155 250L159 245H161V244L163 245V243L166 244V245L164 244L165 247L166 246L168 247L169 245L171 247L170 243L173 242L174 240L169 242L168 238H166V240L169 243L168 244V243H166L167 241L164 242L165 241L164 240V238H165L164 234H162ZM166 237H168V236H166ZM118 238H120V237L118 236ZM154 239H156V240L154 241ZM169 239L172 240V238H169ZM106 241L108 242L107 239H106ZM103 242L105 243V245L107 244L105 242V239ZM97 243H98V241H97ZM94 244L97 246L96 243H94ZM100 244H101V242H100ZM173 244H174V242H173ZM90 245H92V243ZM95 245H93V248L96 247ZM100 246L104 247V245H102V244ZM127 246L126 247L123 246L122 248H120L121 247L120 246L118 249L117 248L114 249V251H113V249H112V251L110 249L108 251V254H109L108 256L106 254L107 253V251H106L104 256L106 255L105 257L107 258V261L109 260V262H105L106 260H102L103 258H105L103 256V253H102L103 250H102V252L99 251L100 253H102L101 255L103 258L101 259L100 258L101 255L99 254L100 257L99 256L97 257V259H99V260H97L99 262L96 261L97 264L102 263L103 261L105 262V264H140V263H142V262H140L142 260V258H141V260L139 259L140 256H139V258H136V256H137L136 254H138V253L136 252V254H135V253L131 252V250L133 249L132 248L133 245L131 244V247H130V245H127ZM77 248L79 251L73 250V252L80 253L79 247H77ZM77 248H76V250H77ZM88 248L92 249L91 247H88ZM177 248L179 249V247H177ZM149 249L147 248L146 255H147V252H149L150 254H153V253H156L157 255L159 254V253L155 252L154 250L150 252V251H148ZM161 249H163V251H159L160 254L166 255L164 253V252H166V251H164V249L165 250H167V249L164 247L162 248V246H161ZM169 249L167 250L168 252H170ZM138 250H140V249H138ZM141 250H142V248H141ZM170 250L175 251L172 248ZM69 251L71 252V254L73 253L72 249L67 250V253H66L67 257H69V255H71V254H69L70 253ZM161 252H163V253H161ZM168 252H166V253H168ZM196 252H198V250L197 251L195 250V254H196ZM143 253H145V252H143ZM171 253L172 252H170V254ZM177 253H179V251H177ZM201 253H203V252H201ZM66 254H64V255H66ZM73 254H72V256H74ZM83 254L84 253L82 252V255ZM86 254H87V252H86ZM96 254L98 255V253H96ZM140 254H142V251ZM160 254H159V256L162 257V255H160ZM190 254H191V252H190ZM79 255H81V253ZM79 255L76 254L75 256L78 257ZM143 255H145V254H143ZM143 255L141 257H143ZM198 255L200 256L202 254L199 253ZM75 256H74V258H76ZM150 256H152V255H150ZM154 256H156V255L154 254ZM154 256H152V257H154ZM171 256H169V257H171ZM204 256H206V254ZM51 257H48V259ZM53 257H54V255H53ZM60 257L63 258L62 255L59 257L58 256L54 257L55 258L54 261L56 259L58 260ZM156 257L159 259L161 258L158 256H156ZM79 258H81V257L79 256L78 258H76L78 261L75 262V260H74V261H72L71 264H74V262H75V264L77 262L81 263L82 262L81 259L83 260L84 258H81V259H79ZM92 258L95 260L96 257L94 258V255H93ZM70 259L73 260V257H71ZM167 259L165 257V260H167ZM209 259H211V257H209ZM209 259H207V261ZM94 260L91 259V261H89V262H91L92 264H95L96 262ZM199 260L202 261L201 258ZM47 261H49V260H47ZM51 261H52V259H51ZM45 262H43V263L45 264ZM104 262L102 264H104ZM39 264H42V263L39 262ZM65 264H67V263H65ZM68 264H69V262H68ZM145 264H147V263H145Z\"/></svg>", "mask_w": 264, "mask_h": 264}]
</instances>
